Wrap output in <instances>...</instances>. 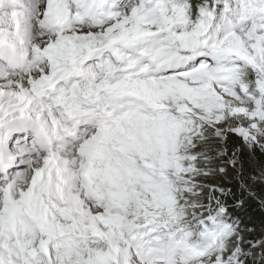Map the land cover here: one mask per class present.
<instances>
[{
	"label": "snow or ice",
	"instance_id": "obj_1",
	"mask_svg": "<svg viewBox=\"0 0 264 264\" xmlns=\"http://www.w3.org/2000/svg\"><path fill=\"white\" fill-rule=\"evenodd\" d=\"M0 264H264V0H0Z\"/></svg>",
	"mask_w": 264,
	"mask_h": 264
},
{
	"label": "trees",
	"instance_id": "obj_2",
	"mask_svg": "<svg viewBox=\"0 0 264 264\" xmlns=\"http://www.w3.org/2000/svg\"><path fill=\"white\" fill-rule=\"evenodd\" d=\"M253 216L257 219V221L259 220V213H253Z\"/></svg>",
	"mask_w": 264,
	"mask_h": 264
}]
</instances>
